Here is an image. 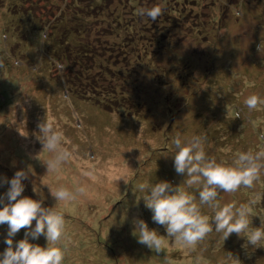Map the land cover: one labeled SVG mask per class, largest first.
<instances>
[{"label":"rangeland","instance_id":"1","mask_svg":"<svg viewBox=\"0 0 264 264\" xmlns=\"http://www.w3.org/2000/svg\"><path fill=\"white\" fill-rule=\"evenodd\" d=\"M146 4L153 7L160 5V0H148ZM181 4L193 15L197 11L200 22L191 33L184 23L176 28L178 34L170 30V25L164 32L165 37H173L168 42L177 46L162 58L161 66L175 79L165 93H148L156 103L150 102L146 104L149 108L130 115L67 93L50 74L44 80L41 70L50 61L35 54V38L28 37L21 27L24 10L0 13V62L4 65L0 68V112L16 105L0 118V149L9 143V149L16 145L27 151L32 169L28 171L25 162V171L40 180L39 191L53 207L57 202L49 187L85 189L77 199L57 205L68 215L61 241L65 250L63 264H264V247H253L236 233L224 240L213 231L195 249L165 236L164 251L157 254L138 243L134 232L133 221L139 218L150 229L166 235L165 227L153 222V213L142 197L148 191L139 192L140 183L167 181L196 196L199 203L196 188L184 184L186 174L175 171L172 140L177 134L205 137L207 154L225 164H230L240 151L264 149V105L249 111L244 104L249 95L264 97V0H181ZM49 10L35 8L42 19L50 17ZM97 24L103 30L107 27L108 32L112 28L108 22L106 26L103 22ZM221 26L226 29L220 30ZM111 56L122 63L117 49ZM57 70L60 71L57 64L50 65L51 76L55 77ZM146 80L149 79L143 81ZM146 86L149 89V83ZM45 119L63 132L64 146L72 153L53 172L47 171L44 162L49 153L38 139V125ZM14 162L6 160L12 169L19 166ZM16 169L19 167L15 166L14 172ZM5 175L6 171H0V179ZM9 187L0 185V193L5 194ZM30 194L24 190L18 199H34ZM257 194L264 196V173L254 189L220 192V198L222 204H239ZM201 207L204 214L213 215L206 205ZM251 221L252 227H260L264 221V199L253 207ZM25 233L21 229L11 237L13 248ZM217 236H222L221 240ZM7 238L8 234L0 236V258L8 247ZM28 239L34 245L47 246L43 235Z\"/></svg>","mask_w":264,"mask_h":264},{"label":"clouds","instance_id":"2","mask_svg":"<svg viewBox=\"0 0 264 264\" xmlns=\"http://www.w3.org/2000/svg\"><path fill=\"white\" fill-rule=\"evenodd\" d=\"M163 12L164 9L160 5L137 9L140 17L147 16L152 21H156ZM3 66L0 62V68ZM58 67L62 71L66 66ZM244 104L249 111L256 110L260 105H264V97L258 94L249 95ZM38 127V139L43 145V150L49 153V158L44 162L47 171H56L70 159L72 153L64 146L63 132L57 129L52 121L45 119ZM172 143L175 149V171L177 174H186L184 184L187 188H196L199 203L196 202V196L189 194L181 186L174 187L167 181L155 185L140 183L137 190L148 191L147 195L142 196L145 206L152 211L153 222L165 227L166 235H160L156 229H150L144 220L136 218L133 224L138 243L160 254L164 251L163 237L166 236L195 249L215 231L221 234L224 240L236 233L245 237L247 243L253 247H264V221L260 227H252L251 221L253 207L261 202L264 196L257 194L248 202L239 204H222L220 198V192L233 194L241 188H255L264 173V149L240 151L230 164H225L217 162L215 157L207 154L203 136L182 137L177 134ZM28 171H17L10 181L6 177L0 179V185H10L4 196H0V203L4 202L5 197L8 201L0 208V224L6 223L9 227V238L5 241L8 247L2 253L0 264H63L65 250L61 241L65 235V217L57 205L77 199L85 193V189L77 187L71 190L63 185L55 189L49 187L51 196L57 202L54 207H44L43 199L36 200L26 196L18 199L24 192L22 181L29 178ZM205 205L212 210L211 217L203 213L201 206ZM21 229L29 231L13 248L11 237ZM41 235L46 237V247L29 242V236L38 239Z\"/></svg>","mask_w":264,"mask_h":264},{"label":"trees","instance_id":"3","mask_svg":"<svg viewBox=\"0 0 264 264\" xmlns=\"http://www.w3.org/2000/svg\"><path fill=\"white\" fill-rule=\"evenodd\" d=\"M147 1L0 0V13H3V10H24L25 22L20 23L21 27L24 28L28 37L35 38L38 48L35 54L50 61L41 70L44 80L47 74H50L51 78L59 81L67 93H75L83 99H90L110 111L122 110L130 115L141 113L143 109L149 108L146 104L154 101L150 96L148 98V93L157 95L165 93L167 85L175 79H171L161 66L164 57L172 54L174 46H177L173 42H168L167 39L173 37H165L164 32L169 28L175 31L178 25L184 23L185 26L189 25L191 33L192 27L200 22L199 13L196 11L197 14L193 15L192 12L186 11L181 0H160V6L163 7L164 12L156 21H152L147 16L140 17L137 9L142 8L144 4L148 8ZM110 5L113 6L110 7ZM37 6L51 9L50 17L46 19L44 16L42 19L35 12ZM194 16L196 17L193 18ZM101 22L105 23V26L106 22L109 23L108 27H112L109 28L110 32L105 31L107 27H104V30L102 26L99 27L97 23ZM160 26L162 29L159 28ZM223 27H219L220 30ZM91 29L92 34H90ZM175 33L178 34L177 31ZM112 34H115L114 38ZM181 37L183 36L176 38L181 39ZM109 39L113 40L109 42ZM111 43L116 45L113 46ZM115 49L122 54L121 64L118 62L119 59L111 56ZM56 64L66 67L62 71L57 70L58 74L54 77L51 76L50 65L56 66ZM140 69H144L145 72H140ZM180 75V78L184 77L182 73ZM177 77L179 78V75ZM141 79L149 80L147 82ZM146 83H149V89ZM14 107L0 112V118ZM7 126L8 123L5 124V128ZM11 143L13 144V140ZM13 146V149H9L8 143L0 149V171H6L5 177L9 181L17 171L25 170V162L28 168L32 169L27 151L16 145ZM11 159L15 161L14 163L19 162V166L13 164V169L15 166L19 167L16 172L6 163V160ZM28 176L27 180L22 181L24 190L29 194L34 192L30 195L36 200L43 199L46 207H53L44 200L43 193L39 191L40 180L30 174ZM44 180L48 181L47 178ZM0 194L4 196V193ZM6 203H8L7 199L0 203V208H3ZM65 213L64 217H68ZM34 227L35 221L32 224V228ZM0 229H2L0 236L8 234L7 224H0ZM27 231L29 229H25V232ZM221 238L222 236L216 237L218 241Z\"/></svg>","mask_w":264,"mask_h":264}]
</instances>
